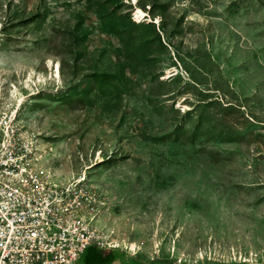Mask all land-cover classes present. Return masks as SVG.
Segmentation results:
<instances>
[{
    "label": "rangeland",
    "instance_id": "1",
    "mask_svg": "<svg viewBox=\"0 0 264 264\" xmlns=\"http://www.w3.org/2000/svg\"><path fill=\"white\" fill-rule=\"evenodd\" d=\"M26 85L39 166H94L105 245L264 264V0H0L5 110Z\"/></svg>",
    "mask_w": 264,
    "mask_h": 264
},
{
    "label": "built area",
    "instance_id": "2",
    "mask_svg": "<svg viewBox=\"0 0 264 264\" xmlns=\"http://www.w3.org/2000/svg\"><path fill=\"white\" fill-rule=\"evenodd\" d=\"M19 110L0 102V264H74L88 247L116 249L95 225L100 188L39 166Z\"/></svg>",
    "mask_w": 264,
    "mask_h": 264
},
{
    "label": "crops",
    "instance_id": "3",
    "mask_svg": "<svg viewBox=\"0 0 264 264\" xmlns=\"http://www.w3.org/2000/svg\"><path fill=\"white\" fill-rule=\"evenodd\" d=\"M74 264H144L125 248L88 247Z\"/></svg>",
    "mask_w": 264,
    "mask_h": 264
},
{
    "label": "bare ground",
    "instance_id": "4",
    "mask_svg": "<svg viewBox=\"0 0 264 264\" xmlns=\"http://www.w3.org/2000/svg\"><path fill=\"white\" fill-rule=\"evenodd\" d=\"M144 17H146L144 11H141V10H137V11H136V13H135V19H136V21H137L138 23H141L142 21L139 20V19H140V18L143 19ZM136 21H135V22H136ZM53 70H54V67H53ZM54 73L57 74V76H55V78H57L58 75H59V70L56 68V70L54 71ZM166 79H169V77H167ZM24 89H26V90L28 91V95H27V96H26V95H19V94H16V92H17V89H16V88H15V92H12V95L10 96L11 99H13V100L16 101V105L18 106L19 109H21L22 106L25 105V103L27 102V99H28V98H30V97H32V96L35 95V94L31 93L32 91L30 90V88H29L28 85H26V86L24 87ZM38 150L41 152V154L45 155L46 152H45V150H44V148H43L42 145L39 146ZM98 160L101 161V158H99ZM93 167H94V166L86 167V168H85V171L83 172L82 175H80V177H82V176H86V175L88 174L87 171L90 170V169H92ZM124 246H125V248H126L129 252H131V253H136V250H135L136 246H135L134 244L130 243V244H125ZM115 247H118V246L116 245Z\"/></svg>",
    "mask_w": 264,
    "mask_h": 264
},
{
    "label": "trees",
    "instance_id": "5",
    "mask_svg": "<svg viewBox=\"0 0 264 264\" xmlns=\"http://www.w3.org/2000/svg\"><path fill=\"white\" fill-rule=\"evenodd\" d=\"M137 259V258H136ZM149 264H152V263H149Z\"/></svg>",
    "mask_w": 264,
    "mask_h": 264
}]
</instances>
